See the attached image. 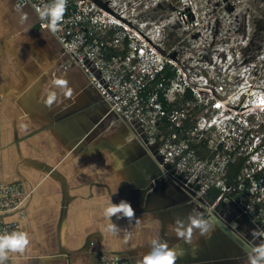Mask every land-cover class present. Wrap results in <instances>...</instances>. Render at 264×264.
<instances>
[{
    "label": "crops",
    "instance_id": "crops-1",
    "mask_svg": "<svg viewBox=\"0 0 264 264\" xmlns=\"http://www.w3.org/2000/svg\"><path fill=\"white\" fill-rule=\"evenodd\" d=\"M65 80L71 96L56 86ZM53 90L59 102L45 106ZM0 184L32 192L19 229L29 244L5 264H98L103 253L139 264L156 237L176 250L175 264H247L263 242L234 204L215 201L217 190L196 199L137 125L109 113L88 74L19 0H0ZM110 200L128 202L134 216L108 218ZM193 209L214 226L186 244L170 225Z\"/></svg>",
    "mask_w": 264,
    "mask_h": 264
},
{
    "label": "built area",
    "instance_id": "built-area-1",
    "mask_svg": "<svg viewBox=\"0 0 264 264\" xmlns=\"http://www.w3.org/2000/svg\"><path fill=\"white\" fill-rule=\"evenodd\" d=\"M122 1L64 0L55 29L49 27L50 17L40 16L55 0H19V3L34 9L39 27L49 30L64 52L88 74L108 105L109 113L137 125L146 146L156 149L162 163L173 168L175 176L193 190L196 199H205L212 190L221 192L223 202L234 204L253 226L254 236L264 242V152L260 138L251 140L248 146L243 139L232 145H227L225 140L214 143L212 134L222 136L226 130L220 131L224 126H218L217 117L207 116H198L195 127L187 131L184 121L192 117L197 101L180 100L172 108L164 107L160 95L175 103L188 87L178 89L177 76V81H172L168 88L163 82L152 88L157 76L167 64L172 66V62L149 59L154 51L147 46L148 42L140 41L141 33L131 29ZM239 69L240 73L235 75L242 80L244 75L241 74L250 67ZM242 89L239 87L236 92L241 94ZM256 101L264 103L261 98ZM222 105L217 102L214 109L219 110ZM229 116L224 120L235 121V116ZM250 118L245 119L248 125ZM165 119L178 133H163L161 126ZM194 140H207L208 148L217 154L213 158H202L192 147ZM236 155H242L247 161L237 183L230 185L226 175ZM31 194L18 184H0V235L19 231L26 219V204ZM98 264L128 263L121 255L103 253L98 257Z\"/></svg>",
    "mask_w": 264,
    "mask_h": 264
},
{
    "label": "rangeland",
    "instance_id": "rangeland-1",
    "mask_svg": "<svg viewBox=\"0 0 264 264\" xmlns=\"http://www.w3.org/2000/svg\"><path fill=\"white\" fill-rule=\"evenodd\" d=\"M122 3L131 29L154 51L149 59L171 61L179 76L178 89L193 90L199 117H217L218 126H224L220 131L226 130L225 135L213 133V142L232 145L243 139L248 146L260 138L264 152V103L256 101L264 100V0ZM246 66L250 70L240 80L235 74ZM239 87L241 94L236 92ZM217 102L223 103L219 110L214 109ZM226 116H235V121H225Z\"/></svg>",
    "mask_w": 264,
    "mask_h": 264
},
{
    "label": "clouds",
    "instance_id": "clouds-1",
    "mask_svg": "<svg viewBox=\"0 0 264 264\" xmlns=\"http://www.w3.org/2000/svg\"><path fill=\"white\" fill-rule=\"evenodd\" d=\"M64 7V0H55L50 7H46L40 12L41 17H50L49 27L55 29L57 21L60 19V12ZM26 19V14L21 12V23ZM58 88L64 89V96H71V89L67 87V81L55 82ZM54 102H59L57 92L50 91L44 100L45 106H51ZM133 137L131 134L125 137V143H131ZM123 146L117 145V151ZM119 165L123 166V160L116 157ZM105 215L110 218L114 215L117 219L123 217L134 216L131 205L126 201H120L113 204L110 200L109 205L104 210ZM119 214V215H118ZM214 221L206 218L202 213L193 209L186 218H176L172 225V231L177 240H183L186 244H191L194 232H198L201 236L210 235L213 231ZM115 229L117 226L112 224ZM29 244L28 233L25 231H14L9 234L0 235V264H5L9 253H22ZM177 260V252L171 248L169 244L160 237L153 238L149 242V251L143 256L139 264H175ZM247 264H264V242L256 244L247 254Z\"/></svg>",
    "mask_w": 264,
    "mask_h": 264
},
{
    "label": "trees",
    "instance_id": "trees-1",
    "mask_svg": "<svg viewBox=\"0 0 264 264\" xmlns=\"http://www.w3.org/2000/svg\"><path fill=\"white\" fill-rule=\"evenodd\" d=\"M167 47L170 48L169 45H167ZM177 76H178L177 70H175L171 65L167 64L164 68V71L157 76L155 82L153 83L152 88H154L160 82H163L168 88L171 85V82L174 81L177 78ZM160 100L162 101L164 107L168 109L178 105L180 100L184 102L195 101L193 93L190 88H186L183 96L178 95V100L175 103L168 102L163 97V95H160ZM199 114L200 111L197 107L192 113V117L184 121V127L187 131L192 130L195 127L196 119L199 116ZM161 127L165 135L178 133V130L175 129L166 119L163 120ZM192 147L202 158H213L217 154L216 151H213L208 148L207 140H202V141L194 140V142L192 143ZM246 161L247 158L243 157L242 155H236L234 162L229 164L228 173L226 177L230 185H235L237 183V179L241 175L242 169L244 168ZM259 177L260 175L257 176V178ZM213 199L217 202L218 201L223 202L224 194H222L219 191H216L213 196Z\"/></svg>",
    "mask_w": 264,
    "mask_h": 264
},
{
    "label": "bare ground",
    "instance_id": "bare-ground-1",
    "mask_svg": "<svg viewBox=\"0 0 264 264\" xmlns=\"http://www.w3.org/2000/svg\"><path fill=\"white\" fill-rule=\"evenodd\" d=\"M238 90V88H236V91ZM243 90V89H242Z\"/></svg>",
    "mask_w": 264,
    "mask_h": 264
}]
</instances>
